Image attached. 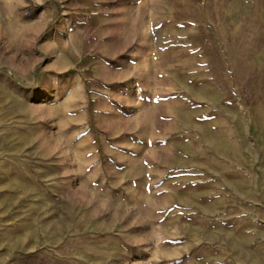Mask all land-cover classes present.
<instances>
[{"label": "rangeland", "instance_id": "1", "mask_svg": "<svg viewBox=\"0 0 264 264\" xmlns=\"http://www.w3.org/2000/svg\"><path fill=\"white\" fill-rule=\"evenodd\" d=\"M28 256L264 264V0H0V264Z\"/></svg>", "mask_w": 264, "mask_h": 264}, {"label": "trees", "instance_id": "2", "mask_svg": "<svg viewBox=\"0 0 264 264\" xmlns=\"http://www.w3.org/2000/svg\"><path fill=\"white\" fill-rule=\"evenodd\" d=\"M201 31L205 33V29L202 27L201 28ZM39 257L38 256H28V257H23L20 259V261L23 263V264H48L47 260H41L39 261Z\"/></svg>", "mask_w": 264, "mask_h": 264}]
</instances>
